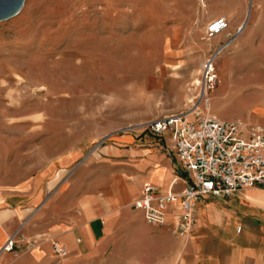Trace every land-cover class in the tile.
<instances>
[{"label": "rangeland", "instance_id": "374dc122", "mask_svg": "<svg viewBox=\"0 0 264 264\" xmlns=\"http://www.w3.org/2000/svg\"><path fill=\"white\" fill-rule=\"evenodd\" d=\"M208 58L210 114L258 118L264 0H25L0 21V177L54 193L135 167L125 153L152 149L144 125L192 105ZM126 246L105 263L139 264Z\"/></svg>", "mask_w": 264, "mask_h": 264}, {"label": "crops", "instance_id": "0c3cea01", "mask_svg": "<svg viewBox=\"0 0 264 264\" xmlns=\"http://www.w3.org/2000/svg\"><path fill=\"white\" fill-rule=\"evenodd\" d=\"M259 111L248 123L264 127V107ZM144 132L154 146L125 153L133 157L135 167L82 180L77 175L73 191L61 187L51 193L55 181L45 188L38 181L9 186L0 177V264H106L122 244L128 253L122 259L139 264H264V188H249L233 198H203L187 239L171 234L170 216L163 227L145 223L132 207L143 187L152 184L162 192H178L184 174L168 149V137ZM133 183L137 190L131 194ZM18 229L38 244L1 251ZM50 240L64 245L67 257H55Z\"/></svg>", "mask_w": 264, "mask_h": 264}, {"label": "built area", "instance_id": "2783aa9c", "mask_svg": "<svg viewBox=\"0 0 264 264\" xmlns=\"http://www.w3.org/2000/svg\"><path fill=\"white\" fill-rule=\"evenodd\" d=\"M215 85L213 59L208 58L201 70L200 92L191 100L192 105L183 112L144 125L149 133L168 137V149L184 174L183 188L178 192L172 188L162 192L146 184L132 207L153 227L165 226L170 216V232L180 239H187L195 229V209L203 198H233L249 188H264V127L210 114L208 93ZM176 182L174 179L172 185ZM49 242L55 257H67L64 245L55 240ZM19 244L31 249L38 241L18 229L8 237L1 251L13 252Z\"/></svg>", "mask_w": 264, "mask_h": 264}, {"label": "water", "instance_id": "95a60500", "mask_svg": "<svg viewBox=\"0 0 264 264\" xmlns=\"http://www.w3.org/2000/svg\"><path fill=\"white\" fill-rule=\"evenodd\" d=\"M24 2L25 0H0V21L7 20L18 15L24 5Z\"/></svg>", "mask_w": 264, "mask_h": 264}, {"label": "bare ground", "instance_id": "6f19581e", "mask_svg": "<svg viewBox=\"0 0 264 264\" xmlns=\"http://www.w3.org/2000/svg\"><path fill=\"white\" fill-rule=\"evenodd\" d=\"M217 27H218V25H217Z\"/></svg>", "mask_w": 264, "mask_h": 264}]
</instances>
